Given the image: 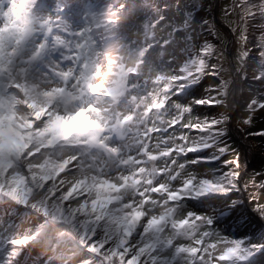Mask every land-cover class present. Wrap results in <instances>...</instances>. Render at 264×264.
<instances>
[{"label":"snow or ice","instance_id":"obj_1","mask_svg":"<svg viewBox=\"0 0 264 264\" xmlns=\"http://www.w3.org/2000/svg\"><path fill=\"white\" fill-rule=\"evenodd\" d=\"M234 13L246 78L249 0L224 9ZM205 28L217 34L152 0H0V206L29 210L0 226V264L33 248L51 253L45 264H264V240L191 206L241 190L239 158L224 160L233 107L241 130L264 117V35L253 46L259 90L237 105L226 45ZM207 78L218 86L188 98ZM253 185L264 218V179Z\"/></svg>","mask_w":264,"mask_h":264},{"label":"rangeland","instance_id":"obj_2","mask_svg":"<svg viewBox=\"0 0 264 264\" xmlns=\"http://www.w3.org/2000/svg\"><path fill=\"white\" fill-rule=\"evenodd\" d=\"M79 2V0H77ZM111 0H100V3H110ZM162 14L167 15L170 19L175 20L183 11H192L194 21L198 24H202L203 20H207L212 26L214 31L217 33L214 35L212 32L203 30L202 36L204 39L210 43L216 45L218 49H225V55L227 60L223 61V65L226 69H229L228 74L226 75L227 79H231L233 82L229 85V97L231 98L236 75L241 79V86L238 94V99L235 101L237 105H242L244 100L254 92L259 90V82L252 79L253 73L259 67V48L253 47L259 41L261 35H264V15L261 14V7L264 6V0H249V4L252 6V11L254 15L249 16L246 20L247 34L249 37V48L252 52V62L249 63L246 67L247 77L244 78L236 72V69L239 65L236 63L237 50L240 48L239 42V33L240 29L245 27L244 23H238L239 15L234 13L231 16L226 17L224 14V9L229 7L233 0H152ZM193 4L197 5L193 8ZM214 10L216 17L221 20L231 31V41L229 42L228 34L226 29L221 25L217 24L214 19ZM197 31H200L199 27ZM161 35H166V33H161ZM202 42V41H201ZM177 58L181 56L180 44L178 43L177 48L175 49ZM213 63L217 62L215 57L212 60ZM215 78H207L202 82V87L197 86L193 89L192 94L190 93L188 98L191 96L198 95L200 92H203L204 88L209 86L216 87L218 86V81L214 83ZM197 108L198 113H205L211 116L218 115L221 111H224L223 108ZM205 111V112H204ZM232 119L236 122L241 119L240 112L235 109L232 114ZM263 118L258 117L255 119L251 127L246 126V130H241L238 126L237 130L240 134H243L247 137L252 135L258 130L257 125L261 123ZM224 142L228 147V152L226 153L224 160H233L237 157L239 158L240 163V175L242 177L240 181V191L229 194L230 198L224 199L220 198L219 200L212 201L208 207H200L199 202H191V206L197 212H208L211 213V210L214 209L216 203H220L218 212H223V215L218 216V225L221 228L229 227L230 229H238L239 233H247L248 236L252 237L254 240L260 241L264 240V234L257 233L260 229L264 233V218L257 213L255 210L256 204L252 200L250 193L255 192L256 188L253 185V182L258 185L264 176V158L259 163H251L244 168L243 157L240 148L239 140L233 136L231 130L227 128V134L224 137ZM264 151V149L261 148ZM263 153V152H261ZM264 155V154H263ZM223 200H227L228 205H224ZM237 201L235 207H231V201ZM248 207L251 210H246ZM247 208V209H248ZM28 209L23 208V206H17L14 210H7L4 207L0 206V226L7 225L12 222L19 223L17 216L22 220L28 213ZM250 215L247 218L246 223H239L240 220H245L246 215ZM253 218V219H252ZM34 249V250H33ZM33 254L29 253L26 256V260L22 264H45L48 257L51 253H45L40 248H33Z\"/></svg>","mask_w":264,"mask_h":264},{"label":"bare ground","instance_id":"obj_3","mask_svg":"<svg viewBox=\"0 0 264 264\" xmlns=\"http://www.w3.org/2000/svg\"><path fill=\"white\" fill-rule=\"evenodd\" d=\"M69 2L76 3L78 1L77 0H69ZM219 21H221V20H219ZM221 23H223V22L221 21ZM224 26L227 27L225 24H224ZM234 75L236 76V80H235L234 89H233L231 98L229 99V102H232L233 100L236 101L238 99V97H237L238 94H240L239 92H241V90H240L241 79L235 73H234ZM192 92H193V89L191 90V94H192ZM208 109L212 110L211 108H208ZM235 109H236V107H233L232 114L235 111ZM261 118H263V120H261V123H258V125H257L258 130L256 132L264 130V117H261ZM237 127H238V124L231 118L229 120L228 128L231 130L233 136H235L240 142V148H241V152L243 154L242 155V157H243L242 168H244L245 166H247L251 163H259L260 161H262V159L264 158V155H263L264 151L261 150V148L264 149V138H261L258 135H250L249 137H247L243 134H240L237 130ZM261 152H263V153H261ZM224 199H227V197ZM220 203L219 204L216 203L214 206V209L218 210V208L220 207L219 206ZM247 208L248 207H246L245 209L251 210V209H249V208L247 209ZM249 216L250 215L247 214L246 217H244L245 220H240L239 223H241V222L246 223L247 218H249ZM256 230H258L257 233L264 234L260 229L256 228ZM33 250H29L26 254H23L22 259H20V264H22V262H24L26 260V256L29 253H31V254L34 253Z\"/></svg>","mask_w":264,"mask_h":264},{"label":"water","instance_id":"obj_4","mask_svg":"<svg viewBox=\"0 0 264 264\" xmlns=\"http://www.w3.org/2000/svg\"><path fill=\"white\" fill-rule=\"evenodd\" d=\"M214 19H215L217 24L222 25L226 29V32H227L228 38H229V42H230L232 33H231L230 29L225 27L224 24L221 23V21H219V19L216 17L215 10H214Z\"/></svg>","mask_w":264,"mask_h":264}]
</instances>
